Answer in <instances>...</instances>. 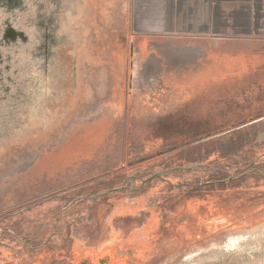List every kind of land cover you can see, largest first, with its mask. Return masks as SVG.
<instances>
[{"label":"rangeland","instance_id":"1","mask_svg":"<svg viewBox=\"0 0 264 264\" xmlns=\"http://www.w3.org/2000/svg\"><path fill=\"white\" fill-rule=\"evenodd\" d=\"M150 2L0 0V264H264L262 72L246 59L218 81L234 64L212 40L234 35L147 33ZM157 174L215 185L161 236L120 232L169 195L142 188Z\"/></svg>","mask_w":264,"mask_h":264},{"label":"crops","instance_id":"2","mask_svg":"<svg viewBox=\"0 0 264 264\" xmlns=\"http://www.w3.org/2000/svg\"><path fill=\"white\" fill-rule=\"evenodd\" d=\"M148 9L142 20L147 33L200 37L233 34L232 50L220 45L225 39L212 40V59L218 60V67L224 69L225 57L232 58L234 64L233 71L217 73L218 81L224 82L226 75L241 76L242 61L248 59L256 63L255 74L260 76L262 72L254 85L264 84V47L256 53L254 45L264 46V0H151ZM206 54L201 55V70L208 75L209 61L203 60L208 59Z\"/></svg>","mask_w":264,"mask_h":264},{"label":"flooded vegetation","instance_id":"3","mask_svg":"<svg viewBox=\"0 0 264 264\" xmlns=\"http://www.w3.org/2000/svg\"><path fill=\"white\" fill-rule=\"evenodd\" d=\"M0 6H2L0 4ZM12 36L15 37V33H12ZM146 163V162H145ZM144 163L142 164H138L139 166L140 165H143ZM171 170L170 174L172 173H179L183 170L182 167H178V166H175V165H168L166 167V170ZM152 177V176H151ZM150 177V178H151ZM139 178V176H136V180ZM148 179V180H144L142 181L143 183V189H145L151 182H155V181H163L164 183V186H165V190H166V194H169V195H166V198H163L161 202H158V205L156 206V208L158 209V211H150L151 208L150 207H147L149 209V211H147V209H142L141 211H137V214L136 217H134V215L132 214H126L124 216H122V218L120 219L118 225H120L121 227H119V231L122 232V231H127L128 234L131 235L132 231L135 229L133 227H130L128 226L129 223H135L136 221L138 222H141L143 221L142 225L139 224L138 225V228L137 230L142 233L143 235H153L154 237H158V236H161V234L163 232L166 231V224H165V221L167 219L170 218V216L172 215H175V211H173V207H176L179 206V205H191L193 204V202L195 203H198L197 202V199H199L198 197V193L200 190H205L209 193L208 191V188L210 187L209 185H215V183H210V182H207V184H204L203 185V188L200 189V190H193V187H197L196 185H192V182L191 181H188V182H185V183H181L180 180H175V181H170V180H166V179H161V178H158V177H154L153 179ZM122 192V191H120ZM162 192V195H164V192ZM207 192H205L206 194H208ZM199 201V200H198ZM202 203H204L205 205H208V198L207 199H204L203 196H202ZM225 205V203H222ZM138 207V206H137ZM160 209V210H159ZM109 227V232H112L114 233V231L118 230L116 228H113L112 226H108ZM112 233V234H113ZM161 238L158 239L156 242V244H158L160 242ZM123 242L125 243V240H123ZM76 243V242H75ZM150 243H146V246L148 247ZM104 244H102V246L100 247H97V248H101L102 251H100V254L101 252H106L108 251L109 249H111L112 247H114L115 245H109L108 243H106L105 247H103ZM127 245H130V244H127ZM155 245V244H154ZM76 251H78L79 249H81L82 247L84 249H88V250H94V248H90L92 246H84V245H81L80 243H77L76 245ZM118 246V244H117ZM146 247V249H147ZM99 257V256H98ZM76 258V256H75ZM111 259L107 260L105 258H102V257H99V264H108V262L110 263ZM125 262V259H115L113 264H122V262ZM92 262V261H91ZM89 261V264H94V263H91ZM121 262V263H120ZM88 264V262L86 263Z\"/></svg>","mask_w":264,"mask_h":264},{"label":"bare ground","instance_id":"4","mask_svg":"<svg viewBox=\"0 0 264 264\" xmlns=\"http://www.w3.org/2000/svg\"><path fill=\"white\" fill-rule=\"evenodd\" d=\"M157 44V42H154V43H151V46L149 47L150 48V50H153V48H154V45H156ZM158 44H160V43H158ZM161 47V46H160ZM164 47V46H163ZM192 47V46H191ZM258 231V230H257ZM238 239V238H237ZM244 242V241H243ZM233 243L234 244H237V240L235 239L234 241H233ZM237 246V245H236Z\"/></svg>","mask_w":264,"mask_h":264},{"label":"water","instance_id":"5","mask_svg":"<svg viewBox=\"0 0 264 264\" xmlns=\"http://www.w3.org/2000/svg\"><path fill=\"white\" fill-rule=\"evenodd\" d=\"M159 176H161V174H157V175L153 176V178H154V177H159ZM153 178H152V179H153ZM120 191H121V190L116 189V190L111 191V193L120 192Z\"/></svg>","mask_w":264,"mask_h":264},{"label":"trees","instance_id":"6","mask_svg":"<svg viewBox=\"0 0 264 264\" xmlns=\"http://www.w3.org/2000/svg\"><path fill=\"white\" fill-rule=\"evenodd\" d=\"M145 162V161H144Z\"/></svg>","mask_w":264,"mask_h":264}]
</instances>
